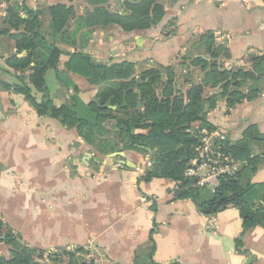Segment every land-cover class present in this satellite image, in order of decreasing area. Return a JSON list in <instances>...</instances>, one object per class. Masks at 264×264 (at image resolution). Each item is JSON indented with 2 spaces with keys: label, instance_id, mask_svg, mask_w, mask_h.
I'll return each mask as SVG.
<instances>
[{
  "label": "crops",
  "instance_id": "0c3cea01",
  "mask_svg": "<svg viewBox=\"0 0 264 264\" xmlns=\"http://www.w3.org/2000/svg\"><path fill=\"white\" fill-rule=\"evenodd\" d=\"M94 1L26 0V4L32 8L66 4L78 16L92 9ZM124 1L105 0L103 5L123 13ZM161 2L165 14L158 24L130 32L117 25L93 28L83 51L99 63H132L139 73L175 65L177 57L189 52L196 34L212 31L216 44L227 52L220 59L227 69L250 65L253 57L264 55V0ZM3 11L2 7L4 28ZM169 24L173 32L167 36ZM13 33L10 29L0 35V218L25 243L47 252L82 246L89 251L86 264H264V226L243 232L237 208L203 215L190 198H173V181L140 179L138 167L149 155L121 145L105 155L98 153L75 127L38 115L10 87L15 72L5 60L25 53H17ZM58 46L62 53L57 70L44 75L48 97L56 106L73 94L88 103L97 86L65 69L74 48L63 41ZM257 85L262 88L255 98L228 109L222 87L206 90L217 95L207 120L227 134L230 145L243 143L249 127L264 137V81ZM41 95L36 93L37 98ZM243 144L255 158L254 170L243 179L255 186L254 201L264 205V140L255 137ZM0 255L10 256V247L3 242ZM43 257L45 264H68L66 258L52 262Z\"/></svg>",
  "mask_w": 264,
  "mask_h": 264
},
{
  "label": "trees",
  "instance_id": "16d2710c",
  "mask_svg": "<svg viewBox=\"0 0 264 264\" xmlns=\"http://www.w3.org/2000/svg\"><path fill=\"white\" fill-rule=\"evenodd\" d=\"M104 1L95 0L92 9L86 8L76 16L74 8L66 4L32 8L26 0H0V9H4L1 20L7 25H0V35L12 29L15 33L10 37L17 53L25 52L5 60L15 72V82L10 87L22 94L38 115L75 127L79 137L98 153L105 155L121 145L125 150L149 155L152 166L140 179L173 181V198H190L201 214L213 215L233 206L239 212L243 232L264 226V205L254 201L257 190L249 179H243L246 172L254 170L255 161L243 143L255 137L264 140L253 127L245 131L243 143L224 145L241 163L235 178L221 176L214 191L203 192L205 188L194 186V180L183 175L199 141V130L215 128L207 120V112L215 107L217 95H208L206 90L222 87L227 109L255 98L262 88L258 81H264V55L253 57L250 65L227 69L220 60L227 52L216 44L212 31H205L194 36L189 52L177 57L175 65L136 73L129 62H96L83 51L93 28L117 25L125 32L145 30L158 24L165 14L161 0H125L123 13L104 6ZM71 20H75L72 28ZM172 32L169 24L165 35ZM62 41L74 48L65 69L97 86L94 99L88 103L73 94L70 100L56 106L48 97L44 75L49 69L57 70L62 53L58 44ZM37 92L41 98L36 97ZM0 242L10 247V256L0 255V264H45L44 254L52 262L66 258L68 264H86L89 252L82 246L49 252L31 247L1 218ZM240 243L237 240L238 246Z\"/></svg>",
  "mask_w": 264,
  "mask_h": 264
},
{
  "label": "built area",
  "instance_id": "2783aa9c",
  "mask_svg": "<svg viewBox=\"0 0 264 264\" xmlns=\"http://www.w3.org/2000/svg\"><path fill=\"white\" fill-rule=\"evenodd\" d=\"M226 142H228L227 134L218 128L199 130V141L193 148V155L183 170L185 177L194 180V186L214 191L221 176L235 178L241 163L225 150ZM119 165L116 163V166ZM151 166L152 161L147 157L143 167H138V170L144 175L145 169Z\"/></svg>",
  "mask_w": 264,
  "mask_h": 264
},
{
  "label": "water",
  "instance_id": "95a60500",
  "mask_svg": "<svg viewBox=\"0 0 264 264\" xmlns=\"http://www.w3.org/2000/svg\"><path fill=\"white\" fill-rule=\"evenodd\" d=\"M139 106H140V103L137 104V107H139ZM112 155H115V156H116V155H120V156H121L122 153H121V152H114V153H112Z\"/></svg>",
  "mask_w": 264,
  "mask_h": 264
},
{
  "label": "rangeland",
  "instance_id": "374dc122",
  "mask_svg": "<svg viewBox=\"0 0 264 264\" xmlns=\"http://www.w3.org/2000/svg\"><path fill=\"white\" fill-rule=\"evenodd\" d=\"M45 256H46V254H45ZM8 258V257H7Z\"/></svg>",
  "mask_w": 264,
  "mask_h": 264
}]
</instances>
